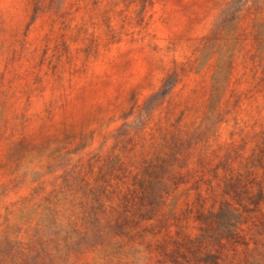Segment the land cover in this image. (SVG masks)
I'll list each match as a JSON object with an SVG mask.
<instances>
[{
	"label": "rangeland",
	"instance_id": "1",
	"mask_svg": "<svg viewBox=\"0 0 264 264\" xmlns=\"http://www.w3.org/2000/svg\"><path fill=\"white\" fill-rule=\"evenodd\" d=\"M0 264H264V0H0Z\"/></svg>",
	"mask_w": 264,
	"mask_h": 264
}]
</instances>
